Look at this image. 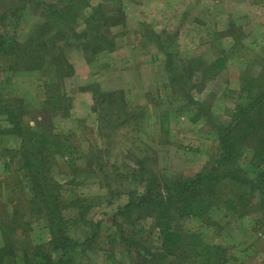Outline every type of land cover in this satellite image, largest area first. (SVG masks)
I'll list each match as a JSON object with an SVG mask.
<instances>
[{"label": "trees", "instance_id": "trees-1", "mask_svg": "<svg viewBox=\"0 0 264 264\" xmlns=\"http://www.w3.org/2000/svg\"><path fill=\"white\" fill-rule=\"evenodd\" d=\"M104 1L115 3L105 5ZM116 1L101 0L87 14V0L58 4L0 0V175H6L1 187L6 190L4 197L10 198L11 229L27 232L29 221L41 222L48 235L46 242L23 250L16 264H97L95 255L102 256L98 264H125L124 256L128 264H228L231 256L227 248L207 241L198 230H187L182 221L194 220L202 227L216 229L219 222L210 219L214 209L223 208L239 218L249 215L255 205L264 212V67L258 69L259 74L241 71L237 89L229 91L237 96L229 123L214 125L206 119L217 141L213 165L190 177L167 178L137 160V168L119 178V186L128 181L130 187L142 190L127 193L126 203L113 215L112 229L105 235L103 222L92 214L97 206L113 204V192L108 196L76 193V187L87 186L93 177L100 183L93 170L94 155L74 142L71 132L56 131L45 121L52 115L68 116L72 109L73 100L63 85L74 75L69 50L81 49L90 62L114 49L109 28L125 24ZM33 10L40 22L26 41L20 42L17 30ZM150 40L164 53L168 81L162 88L179 87L183 97L186 81L197 77L203 84L213 82L227 67L230 54L224 49H217L212 59L195 56L177 63L172 53L174 41L156 34ZM233 42L238 44L236 39ZM34 72L40 75L44 98L38 110L30 104L31 96L26 98L13 87L19 75ZM81 91L92 94L100 117L109 116L107 109L124 107L119 92H101L95 83ZM170 99L168 105L175 103V94ZM191 104L196 107L191 123H197L204 113L211 114L205 104ZM106 117L100 119L97 132H111L119 126L111 125ZM165 123L166 117L160 121L159 137L168 134ZM59 158L71 171L70 181L64 185L54 174ZM78 161L89 163L83 166ZM241 161L247 163V171L236 168ZM239 193L245 201L250 198L249 207L238 203ZM5 255V249L0 248V264H5Z\"/></svg>", "mask_w": 264, "mask_h": 264}, {"label": "rangeland", "instance_id": "rangeland-1", "mask_svg": "<svg viewBox=\"0 0 264 264\" xmlns=\"http://www.w3.org/2000/svg\"><path fill=\"white\" fill-rule=\"evenodd\" d=\"M41 1L58 4L66 0ZM87 1V14L101 2ZM218 1L220 4L216 9L219 12L210 9L211 0H207L210 5L191 4V16L188 13L185 15V12L179 15L178 12L180 8L189 7L188 1L179 4L174 13L171 7L174 5L170 0H117L119 9L124 14L125 24L109 28L114 49L97 55L90 62H87L81 49L69 50L74 75L65 79L63 85L65 92L73 100L72 109L68 116L52 115L45 121L56 131L71 132L74 135L73 141L94 155L93 170L97 172L100 183L93 177L87 186L76 187V193L83 196H108L109 192H113V204L97 206L92 214L94 219L103 222V235L112 229L110 225H113V215L126 203L127 193L142 190L139 186L130 187L128 181L119 186V178L129 176L137 168V160L142 161L146 168L158 176L167 178L190 177L213 165L217 141L215 131L206 119L210 118L214 125L229 123V111L234 109L237 102V96L229 94V91L237 89L241 71L253 70L259 74L258 69L264 67V0H239L247 7L251 2L255 3L249 14L234 9L232 3L235 0H225L229 8ZM104 3L110 5L115 2ZM201 7L207 10V15L203 17L194 11V8ZM224 9L226 14L221 12ZM210 13L217 17L215 23L218 27L212 23ZM37 15L36 10L27 14L24 24L17 30L20 42L26 41L28 34L40 22ZM238 15L246 18L240 19L236 17ZM227 24L228 29L223 30ZM152 34L165 38L168 42L174 41L172 53L177 63L195 56L212 59L217 49H224L230 54L227 67L213 82L203 84L197 77L186 81L184 97L183 93H179V87L168 86L164 89L162 87L168 81L164 69V53L150 40ZM212 35L215 36L211 37ZM234 39L238 44H234ZM49 62L50 58L46 64ZM39 76L34 72L19 75V79H14L15 84L13 80L15 92L24 94L26 98L32 97L30 104L34 110H38L44 100ZM91 83H95L101 92H119L117 96H123L124 107L115 106L112 111L107 109L109 116L100 117L99 112L94 110L92 94L81 91ZM174 94L176 102L168 105V100ZM189 102L205 104L204 108L210 109L211 114L204 113L197 123H191L189 119L195 116L193 114L196 113V107ZM117 104L119 105L118 100ZM182 106L186 108L182 109ZM165 111L169 115H162ZM105 117L111 125L119 126H115V130L111 132H97L100 119ZM164 117L168 134L159 137V125ZM123 120L126 123L120 124ZM57 163L59 167L54 174L58 183L64 185L70 181L68 174L71 171L64 167L62 159ZM78 163L84 166L89 162ZM100 163L104 166L101 167ZM246 164L241 161L236 168L241 167L242 171H247ZM114 176L117 177L116 180L112 179ZM5 180L6 175H0V248L5 249V264H16L23 257V250L42 241L46 242L48 235L41 222L29 221L30 231L27 232L22 229L17 233L15 228L11 229L10 198L4 197L6 190L1 187ZM119 191L122 192L117 195ZM238 195L237 201L241 206L249 207L252 204L248 202L250 198L245 201L241 193ZM210 219L219 222L218 228L202 227L194 220H183L182 225L187 230L200 231L207 241L227 248L228 256H231L228 264H264V212L261 207L253 206L249 215L243 218L218 208L211 212ZM261 223V226L258 225ZM123 260L128 264L125 256ZM95 261L97 264L101 262L102 256L95 255Z\"/></svg>", "mask_w": 264, "mask_h": 264}, {"label": "crops", "instance_id": "crops-1", "mask_svg": "<svg viewBox=\"0 0 264 264\" xmlns=\"http://www.w3.org/2000/svg\"><path fill=\"white\" fill-rule=\"evenodd\" d=\"M185 1L189 2L188 3L189 7L178 9L179 15H182V13L185 12V15L188 13L191 16H193V11L191 9L192 7L190 6L191 4L192 5L197 4V5H200V6L210 5L211 4V3L210 4L207 3V0H170L172 5H174V6H171L173 11H174V13H175V10H177V6L179 4H181V3H184ZM220 1L225 4V0H220ZM211 2H212V8H210V9L213 10V12L214 11L219 12V9H216V7H219V4H220L219 1L218 0H211ZM238 2H239V0H235L234 3H232V4H234L233 8L236 9V10H240L241 12H244L245 14H249L248 12H251V9L253 7H255V3H252V2L249 4L248 7L246 6V4H244V2L243 3H241V1L239 3ZM225 6L229 8L228 3L225 4ZM194 11H196V14H198L200 17H203V16L207 15V10L204 9L203 7L199 8V9L194 8ZM221 12H224L226 14L225 9H224V11H221ZM210 14H211L212 23H215L216 20H217V17H215V15H212V13H210ZM236 17H238L240 19L246 18L244 15H238ZM215 27H218V24L215 23ZM226 29H228V24L225 25V29H223V30H226ZM75 102H77V101H75Z\"/></svg>", "mask_w": 264, "mask_h": 264}]
</instances>
